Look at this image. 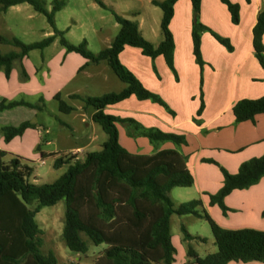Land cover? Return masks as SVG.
I'll use <instances>...</instances> for the list:
<instances>
[{
  "label": "trees",
  "instance_id": "trees-1",
  "mask_svg": "<svg viewBox=\"0 0 264 264\" xmlns=\"http://www.w3.org/2000/svg\"><path fill=\"white\" fill-rule=\"evenodd\" d=\"M101 7L105 5L94 0ZM178 0L152 1L162 12L160 29L161 43L154 47L146 41L137 23L114 14L120 30L111 44L93 54L82 41L78 45L68 43L63 33L54 34L40 42L24 44L16 38L0 36V45L12 46L18 51L6 54L0 52V70L8 78L15 63L19 64L20 80H27L21 66L23 58L34 50H44L57 37L67 53L79 54L86 65L106 62L114 75L125 85L118 93H107L100 97L73 95L85 108L93 109L92 121L107 135L101 150L86 154L83 161L74 154H51L53 166L69 165L66 173L51 184H34L29 181L33 172L18 157L5 159L0 150V264H56L53 254L40 253V229L35 215L42 207L54 206L65 201V223L63 238L70 251L85 254L88 244L105 245V249L93 264H173L175 249L171 243L170 218L172 215H193L209 225L215 246V253L199 257L192 248H187V264H228L230 262L264 263V231L255 229L227 230L221 228L203 208L200 200H191L174 207L168 193L174 188H189L194 184L186 159L175 149H164L150 155L131 154L119 143L116 124H125L132 137H143L150 144L170 142L175 146L186 143L185 138L174 133L157 129H145L131 119H121L105 113L109 106L116 105L130 97L139 101L150 100L165 106L160 97L145 89L140 81L119 61L125 47L137 48L145 57L164 59L167 67L174 71V40L169 25ZM202 0H190L195 22L192 25V53L196 64L202 69L204 61L201 53L200 35L207 31L227 51L232 52L230 41L213 33L198 22ZM251 0H245L250 3ZM226 6L231 22L239 24L240 7L230 0H219ZM26 3L34 11L44 15L54 29V15L64 6L63 0H53L47 11L42 0H0V12L10 7ZM264 7L257 15L252 30L254 56L264 71ZM58 110L69 114L73 108L60 96H55ZM19 106L40 109L36 104L20 101L0 102V112ZM202 102L197 111L201 115ZM235 123L254 122L255 117L264 114V96L258 99H242L232 107ZM35 128L30 122L0 128L5 142L21 136L25 130ZM46 158V157H42ZM219 167L223 175L222 187L209 195V205L217 206L223 215L230 211L224 203L234 190H244L257 184L264 177V153L259 158L243 162L236 174L228 173L212 160H205ZM264 218V210L262 211ZM184 241L200 240L181 228Z\"/></svg>",
  "mask_w": 264,
  "mask_h": 264
},
{
  "label": "crops",
  "instance_id": "crops-1",
  "mask_svg": "<svg viewBox=\"0 0 264 264\" xmlns=\"http://www.w3.org/2000/svg\"><path fill=\"white\" fill-rule=\"evenodd\" d=\"M230 1L240 7L238 25L232 24L226 6L220 3L219 0H202L200 17L203 20H201L202 23L212 32L230 41L233 51H227L228 55H225V51H220L223 59L218 64L234 69L236 73L235 82L230 85L225 93L221 91V84L218 81H212L209 85V92L206 95L207 104L203 112L199 117L193 118L197 110L190 103L195 98V91L198 89L195 76L197 65L195 69L189 65V70L185 65L182 68L184 76L179 77L174 82L173 87L175 99L179 101V107L185 116L181 120L170 124L167 128V133L183 136L186 143L181 146H175L170 142H165L153 148L151 145H147V143L137 139V137L128 135L125 146L122 147L131 154L144 155H150L164 149L177 150L185 157L187 168L194 179V184L186 188L188 191L179 192V195L185 198H182L184 200L179 202L178 205L198 199L201 201L203 208L221 228L227 230L255 229L264 231V218L262 217V211L264 210V177L250 188L234 190L225 197V206L230 210L227 215H223L217 206L209 205V195L215 194L222 187L223 175L219 167L205 162V160H212L228 173L236 174L243 162L252 158H259L264 153V114L256 116L254 122L247 121L238 124L235 123L232 114V107L237 101L242 99L254 100L264 96V71L260 66L258 69L256 65L258 62L254 59L252 48V30L256 24L259 11L264 7V0H251L250 3H246L245 0ZM186 2L191 6L190 0H178L176 2L169 29L173 33L172 25L176 17L177 8L185 4V7L187 6V19L184 33L186 40H188L189 35L191 38V23ZM172 35L175 53L177 48L176 39L174 33ZM128 48L131 47L123 49L119 55V60L127 52ZM201 53L204 58L202 42ZM173 60L174 66L177 68V59L173 58ZM21 66L27 75V80L25 81L20 80L18 63L13 65L8 78L0 70V102L22 100L30 104L37 105L38 103L40 105L39 110L52 115L48 111L47 105L51 101H56L55 96L59 95L61 100L73 108V111L69 114H63L57 108L59 116H54L56 118H60L62 115L71 117L72 122L70 121L69 125H62L72 135L70 133H61L60 139L64 144L62 147L67 148L62 150L56 148L53 151L44 152L41 148L43 143L46 146L54 144L52 140L48 139L50 129L45 126L43 121L37 122L39 111L23 106L4 110L0 112V128L5 126L16 127L23 122H30L35 125V128L25 130L21 136L15 137L9 142H5L0 133V150L7 154L5 159L18 157L23 163L31 166L32 163L37 162L44 164L48 155L51 154H74L78 150L83 153L82 149L84 146L72 143L71 138L73 136L79 137L84 130H87L88 132L91 131L92 136L90 140L86 136L85 146L95 141V123L92 121L93 109L85 108L81 100L71 99L70 97L73 95L84 96L86 91H90V83L97 82L102 84L106 82L107 75L105 74L111 70L110 67L106 62L86 65V60L79 54L67 53L64 48L60 49L47 61L42 62L39 69H35L28 56L22 59ZM127 69L140 79L138 72L133 70L134 68L127 67ZM133 98L135 97L132 96L116 105L107 107L105 113L121 119H131L143 128L151 129L146 128L150 127L146 124L149 113L143 104L134 103ZM123 102H129L126 103L128 116L113 114L119 110L118 106L122 105ZM119 125L126 126L125 124ZM116 127L121 145L118 124H116ZM43 156L46 158H42ZM187 216L193 215L182 216L181 220H184ZM171 243L175 249L173 264H187V249L182 244L180 237L175 236L172 238L171 236ZM197 255L204 257L198 253ZM228 264L264 263L230 262Z\"/></svg>",
  "mask_w": 264,
  "mask_h": 264
},
{
  "label": "rangeland",
  "instance_id": "rangeland-1",
  "mask_svg": "<svg viewBox=\"0 0 264 264\" xmlns=\"http://www.w3.org/2000/svg\"><path fill=\"white\" fill-rule=\"evenodd\" d=\"M42 1L44 2L45 9L50 11L53 0ZM63 1L65 2V6L54 15V29L49 25L44 15L34 11L33 8L26 3L9 8L5 12H0V36L7 39L16 38L24 44H31L40 42L46 37L53 35L54 31H57L63 33L64 39L70 44L78 45L82 41H85L87 49L93 54H97L111 44L120 30V26L115 20V14L123 19L137 23L142 37L154 47H157L163 40L160 29L162 12L158 7L152 4V1L162 2L164 0H99L105 5V8L101 7L94 0ZM186 5H188V2H186ZM188 14L192 32V25L195 22V18L190 4L188 5ZM186 19L187 6L185 7L184 4V6L177 8L176 17L172 25L177 46L176 52H173V58L177 59L178 65L177 68L174 66V71L167 67L162 57L151 60L143 56L136 48H128L127 52L121 56V61L119 60L126 69L127 67L134 68L133 70L138 72L137 74L140 79L130 70L129 71L139 81L141 80L140 83L145 89L158 95L165 104V106H162L150 100L141 102L133 98L134 103L143 104L146 111L149 113L146 124L150 127L146 128L168 132L167 128L170 124L181 120L185 116L179 107V101L175 99L173 87L174 82L177 81L179 77L184 76L182 68L185 67V65L188 70L189 65H191L193 69H195L197 65L192 53V39L190 35L188 40L185 38L184 31L186 28ZM197 20L199 23L203 24L200 14ZM173 33L171 32V34ZM218 36L223 37L221 35ZM200 37L203 43L204 58L203 55L202 58L204 65L202 69L197 65L195 76L198 89L195 91V98L189 103L198 111L200 103L202 102L203 112L207 104L206 95L209 92L210 83L212 81H218L221 84V91L226 93L230 85L235 82L236 73L233 68L218 64L223 59L220 51H225V55H228L229 51L227 52L224 47L218 44L207 31L203 32ZM59 41L60 37H57L53 44L44 50H34L29 53L28 59L34 65L35 69H39L42 62L47 61L60 49H63ZM11 51H18V49L9 45H0V52L2 54ZM256 65L259 69L258 63ZM105 75H107V81L102 84L97 82L90 83V91H86L84 96L100 97L107 93L119 92L124 87L111 70ZM126 103L129 102H123L122 105L118 106L119 110L113 114L128 116L126 112ZM37 105L40 106L38 103ZM57 108L58 103L56 101H51L48 103L47 109L52 115L35 109L39 111L37 122L43 121L45 126L50 129L48 139L52 140L54 144L52 146H46L43 143L41 148L44 152L53 151L56 148L60 150L67 148L62 147L64 144L61 142L60 138L62 132H70L62 124L69 125L72 120L70 116L66 115L56 118L54 115L59 116ZM197 111L196 114L194 113L195 115L193 116L195 117L193 118L199 117L197 116ZM94 127L95 141L88 146H85V139L86 136H88V140H90L92 136L91 131L88 132L84 130L80 135L81 137L73 136L71 138L72 143L78 146H84L82 149L83 153L81 152L77 155L79 161H83L87 153L100 151L102 144L107 140V135L101 127L97 124H94ZM118 128L120 130L121 146L124 147L127 136L129 135V130L126 126H121L119 124ZM137 139L147 143V145H151L153 148L165 143L150 144L149 141L143 137H137ZM53 161V158H47L44 164L40 162L32 163L31 167L33 168V172L29 181L38 185L54 183L66 173L69 165L74 162L55 168L53 166ZM180 191L188 190L186 188H174L168 193L174 207H177L179 202L184 200L182 198H185L179 195ZM181 217L182 216L177 215L171 216L169 228L172 238L175 236L180 237L186 249L190 247L200 256L215 253L217 248L207 222L193 216H187L184 220H181ZM35 222L40 229L39 237L42 243L40 253L42 256H47L49 253L53 254L56 264H93L106 247L103 244L94 246L89 243L88 250L85 254L76 253L68 249L63 238L65 223L64 200L57 202L54 206L42 207L35 215ZM182 227L185 228L187 233L194 237H198L200 240L184 241L181 230Z\"/></svg>",
  "mask_w": 264,
  "mask_h": 264
},
{
  "label": "built area",
  "instance_id": "built-area-1",
  "mask_svg": "<svg viewBox=\"0 0 264 264\" xmlns=\"http://www.w3.org/2000/svg\"><path fill=\"white\" fill-rule=\"evenodd\" d=\"M80 153H81V151L78 150V151H76V152L74 153V155H78V154H80Z\"/></svg>",
  "mask_w": 264,
  "mask_h": 264
}]
</instances>
